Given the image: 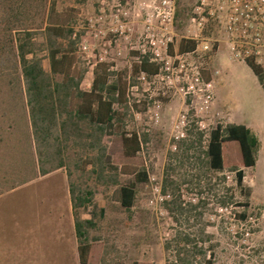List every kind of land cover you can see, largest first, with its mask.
Instances as JSON below:
<instances>
[{
	"label": "rangeland",
	"instance_id": "1",
	"mask_svg": "<svg viewBox=\"0 0 264 264\" xmlns=\"http://www.w3.org/2000/svg\"><path fill=\"white\" fill-rule=\"evenodd\" d=\"M198 1L175 0V5L184 10L186 18L179 20L182 27L176 26L174 21L170 36H191L197 32L188 18ZM156 3L157 0H126L124 4L117 0L58 1L59 9L76 20V30L87 23L94 25L82 35L79 45V63L86 69L81 88L88 89L91 85L92 68L89 65L94 56L105 54L106 59L113 63V71L121 73L128 82L129 105H136L131 109L132 118L127 128L147 132L150 138L137 156L131 158L123 156L118 136L104 140L107 145V171L118 172L120 181H125L132 179L134 172L144 166L148 182L139 188L130 212L119 205L118 187H98L94 202L103 200L106 205L103 216L95 220V227L88 233L91 243L88 264L172 262L173 249L166 250L164 246L176 231H203L209 238L202 245L207 249L206 259L210 264H264V146L256 165L243 168V188L236 185L234 173L228 169L222 172L196 169L195 173L202 171L199 185H196V180L193 183L181 181L194 173L187 163L182 165L173 160L171 169L167 170L169 151H176L175 141L185 136L189 119L195 120L205 138L217 123L251 122L255 128L263 129L264 141V90L242 62L231 58L226 37L214 24L200 33L201 37L208 39L210 50L200 46L195 53L184 57L185 67L196 65L202 79L213 83L216 105L212 103L207 114L195 112L190 98L179 90L183 86L182 78L163 76L154 79V82L151 78H137L131 84V65L135 61L133 51L138 46L136 41L144 33L146 15ZM28 17L30 26L39 28L44 25L43 11L31 9ZM112 35L115 41L110 48H106L104 41ZM40 38L38 35L37 39ZM43 63L47 69V59ZM0 86L4 91L9 90L8 86ZM16 96L11 99L6 94L0 95V135L7 143L0 145V193L3 194L0 196V221L1 229H5L2 232L4 238H0V264H79L70 223L65 168H58L55 174L9 187V179L15 181V172L20 177L29 173L27 164L23 163V157H27L29 150L28 144L23 141L25 125L22 111L20 108L14 109V112L10 110L12 114L9 117H15L16 125L15 131L7 134L6 127L11 120L4 108L1 109H9L8 105L16 102L23 105ZM180 133L182 136L175 138ZM222 149L226 151L229 162L241 163L237 142H228ZM32 156L35 158L34 153ZM167 171L180 185L183 204H199L197 211H201V217L195 215L188 222L180 219L179 223L171 219L163 205L170 198V194L162 193V180ZM61 176L64 177L63 184ZM156 185L160 186V194L167 198L159 199L154 190ZM228 188L229 192H226ZM244 189H250L248 197ZM226 193L231 194L233 199L222 205L220 199ZM246 200L249 203L247 218L241 220L237 214L244 208L238 204ZM93 211L95 207L90 206L82 212V217L89 218Z\"/></svg>",
	"mask_w": 264,
	"mask_h": 264
},
{
	"label": "trees",
	"instance_id": "2",
	"mask_svg": "<svg viewBox=\"0 0 264 264\" xmlns=\"http://www.w3.org/2000/svg\"><path fill=\"white\" fill-rule=\"evenodd\" d=\"M58 1L0 0V85L9 89L4 91L0 86V95L6 94L11 99L18 95L23 104L16 102L8 105L9 109H1L4 108L8 117L14 109H21L26 127L23 141L28 144L29 150L27 157H23V163L29 168L28 175L20 177L15 172V181L9 179V187L13 188L34 177L35 166L40 175L65 168L78 262L88 264L91 248L88 233L95 227V220L103 216L106 205L103 200L94 202L98 187H118L119 205L130 212L139 188L148 182V172L144 166L134 172L132 179L125 181H120L118 172L107 171V145L104 140L118 136L123 156L131 158L137 156L142 145L150 138L147 132L127 128L132 118L131 109L136 105H129L128 82L121 73L110 70L112 63L96 62L90 87L81 88L86 69L79 63L78 50L85 30L75 29L76 20L65 10L59 9ZM78 1L82 3L87 0ZM35 8L45 13L44 25L39 28L28 23L30 10ZM183 18H186L184 10L177 5L174 16L176 26H183L179 23ZM38 35L40 39H37ZM197 45L198 41L193 37L175 35L167 44V54L180 56L193 53ZM42 52L44 55H41ZM133 54L137 59L131 65V84L136 82L141 72L146 78L159 72L160 63L150 60L148 53L134 51ZM44 59L48 61L47 69ZM246 64L261 80L260 67L252 60L246 61ZM9 119L7 134L15 131L16 125L14 116ZM204 136L195 120L189 119L185 136L175 141L176 151H169L167 170L171 169L173 160L182 165L187 163L194 173L181 181L193 183L196 180V185H199L202 171L195 173L196 169L209 172L228 169L234 173L236 185L243 188V168L254 167L257 161L260 149L257 136L246 125L236 123H217L208 131L207 137ZM228 142H237L241 163L229 162L226 151L222 149ZM1 144L7 145L0 135ZM212 185L215 186V183ZM179 186L167 171L162 180V193L170 194L163 205L171 219L179 223L180 219L188 222L195 215L201 217V211H197L199 204H183ZM244 190L248 197L250 189ZM226 192H229V188ZM232 199V195L226 193L220 202L224 205ZM238 205L244 210L237 216L245 220L249 203L246 200ZM90 206H94L95 211L90 213L89 218H83L82 212ZM208 239L203 231H176L164 246L166 250L173 249L174 261H166L165 264H210L206 259L207 249L202 245Z\"/></svg>",
	"mask_w": 264,
	"mask_h": 264
},
{
	"label": "built area",
	"instance_id": "3",
	"mask_svg": "<svg viewBox=\"0 0 264 264\" xmlns=\"http://www.w3.org/2000/svg\"><path fill=\"white\" fill-rule=\"evenodd\" d=\"M117 1L122 4L126 2ZM175 9V0H157L153 10L146 15L144 33L138 37L136 41L138 46L134 51L148 53L150 60L160 63L159 72L151 77L153 80L151 82L163 76L182 78L183 86L179 90L190 98V105H193L195 112L205 115L214 101L212 81L203 80L196 65L185 67L184 57L192 53L180 56L167 54V44L173 37L169 33L174 23ZM99 16L101 18V15ZM188 22L197 31L190 36L198 41L195 52L200 46L204 50H210L208 39L201 37L200 33L208 25H217L226 37L231 58L245 63L252 60L260 67L264 90V0H199L189 15ZM93 26L87 23L83 27L85 33ZM114 35L104 41L106 48H110L115 41L112 40ZM134 58L137 59L136 56ZM93 59L95 61L92 60L89 65L92 69L98 61L112 63L106 59L105 54L95 55ZM110 70H113V65L110 66ZM137 78L145 79L146 76L141 72ZM179 136H182V133L176 134L175 138ZM154 190L160 200L167 198L160 194V186H154Z\"/></svg>",
	"mask_w": 264,
	"mask_h": 264
},
{
	"label": "crops",
	"instance_id": "4",
	"mask_svg": "<svg viewBox=\"0 0 264 264\" xmlns=\"http://www.w3.org/2000/svg\"><path fill=\"white\" fill-rule=\"evenodd\" d=\"M218 54V53H217ZM217 54L215 55V57H217ZM239 62H242L243 63V65L248 69V70H250L251 72H252V70L249 68V66L245 63V62H243V61H239ZM252 74L255 76V78L258 80V82H259V85H260V87L262 88V82H261V80L258 78V76H256L253 72H252ZM263 89V88H262ZM216 99H215V96H214V101H213V105H216V101H215ZM24 121V120H23ZM229 123H234L233 121H231V122H229ZM236 124H242V123H236ZM244 125H246L256 136H257V138L259 139V141H260V149H259V152H258V157H257V161H256V163L258 162V159H259V156H260V154H261V151H262V149H263V146H264V141H263V139H262V133H263V129H258V128H255L254 126H253V124L251 123V122H245V123H243ZM24 125H25V122H24ZM25 129H24V131H26V127H24ZM256 165V164H255ZM57 170H59V169H56V170H53V171H51V172H48V173H46V174H44V175H40L39 173H37V168H36V166L34 167V173H36L35 174V176L34 177H30L28 180H26L25 182H23V183H27V182H29V181H33V180H35V179H37V178H41V177H45V176H49L50 174H55L56 172H57ZM59 179V178H58ZM60 180L62 181V184H63V181H64V177H60ZM58 181V180H57ZM55 183H57V182H55ZM54 184V183H53ZM63 189V188H62ZM63 191V190H62ZM1 195H3L2 193H0V196ZM69 208H70V223H71V226H72V229H73V233H74V227H73V216H72V207H71V204H70V198H69ZM3 231H5V229L3 230V229H1V221H0V238L2 237V238H4L3 236V234H2V232ZM74 236H75V233H74ZM75 240H76V236H75ZM76 245H77V241H76ZM75 256H76V258H77V262H78V257H77V249H76V247H75ZM79 263V262H78Z\"/></svg>",
	"mask_w": 264,
	"mask_h": 264
}]
</instances>
